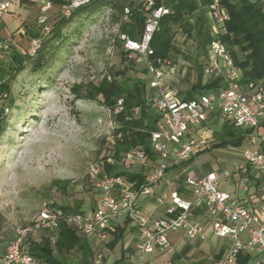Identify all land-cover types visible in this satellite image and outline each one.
I'll list each match as a JSON object with an SVG mask.
<instances>
[{
	"label": "built area",
	"instance_id": "2783aa9c",
	"mask_svg": "<svg viewBox=\"0 0 264 264\" xmlns=\"http://www.w3.org/2000/svg\"><path fill=\"white\" fill-rule=\"evenodd\" d=\"M92 1L19 0L23 7L32 4L37 7L34 27L37 35L29 37L30 56H34L37 48L51 36L57 18H70L76 9ZM138 1L146 14L141 37L135 39L120 33L119 24L112 23L109 44L114 48L119 37L127 58L144 64L146 68L152 91L147 107L155 117V128L149 141L155 158L150 157L144 147L138 146L125 152L120 159L108 157L107 161L128 170L135 166L145 168V182L135 186L123 175L109 174L103 158L96 160L91 163L89 171L99 191L95 209L89 213L65 212L52 202L45 203L31 223L15 228L5 250L0 252V264H49L24 250L26 239L40 230L56 231L66 223L83 235L107 240L122 218H127L138 228L133 264H146L148 255L170 245V232L183 231L191 239L205 238V223L195 218L198 210L210 217L216 236L230 241L215 264H236L239 255L245 251L257 257L256 264H264V80L251 81L243 86L237 79L226 75L221 62L232 75L233 61L225 44L214 37L208 45L210 59L205 73L222 76L227 86L203 91L190 99L182 98L174 83L179 74L178 63L171 58H154L151 47L159 21L170 7L166 0ZM13 2L0 0V60L11 56L16 42L14 31L2 33L4 17L11 11ZM208 9L213 20V34L225 32L230 13L222 0H210ZM129 12L130 7H125V14ZM7 97L6 92L0 93L3 117L10 110ZM123 101V98L117 100L111 110L113 117L123 109ZM140 111L139 106L133 109L135 115ZM213 117H222L247 130V144L241 149L240 159L232 166L203 170L199 168L198 155L212 146L213 128L208 122ZM172 164L184 165L182 170L186 172L185 181L191 198L183 197L177 190L164 192L156 197L159 204L165 205L164 215L153 217L143 213L140 199L155 196V190ZM235 175L241 176L239 191L248 200H240L222 185L221 179H231ZM249 176L255 179L250 181Z\"/></svg>",
	"mask_w": 264,
	"mask_h": 264
},
{
	"label": "rangeland",
	"instance_id": "374dc122",
	"mask_svg": "<svg viewBox=\"0 0 264 264\" xmlns=\"http://www.w3.org/2000/svg\"><path fill=\"white\" fill-rule=\"evenodd\" d=\"M27 9L28 13L21 11L20 22L7 27L9 31L20 25L23 30L20 33L12 30L16 37L12 54L30 50L28 30L36 26L37 9ZM110 12L109 8H102L92 16L84 13L72 19L63 27L65 37L55 57L38 71L27 67L11 81L6 100L10 110L4 115V131L0 135V252L6 248L15 228L31 223L45 203L81 204L82 208L95 205L99 191L89 172L90 165L111 152L116 124L101 94L98 100L77 96L73 86L82 84L85 92L89 82L97 83L104 75L118 80L144 76L137 62L122 57L117 44L110 48ZM59 21L57 18L54 23ZM175 30V43L182 51L175 58L179 67L175 82L183 98L196 82L200 64L206 74L210 48L207 45L204 52L194 36H187L178 26ZM12 54L0 60L2 69L10 67ZM222 68L234 80L241 74L237 66L232 75L227 67ZM215 77L214 72L203 75V82ZM222 151L231 153L216 148L200 153L199 168L229 165L231 160L225 159L227 154ZM183 177L186 178L183 170L166 175L173 187H178ZM55 180L66 181L65 187L54 184ZM230 180L221 179L222 185ZM222 240L219 238V243ZM118 251L117 248L115 253ZM213 254L214 251L208 255V262H212ZM112 255L111 247L100 245L89 259L91 264H107L114 258ZM201 256L200 253L185 256L183 262L192 264ZM67 260L68 264H84L75 250Z\"/></svg>",
	"mask_w": 264,
	"mask_h": 264
},
{
	"label": "trees",
	"instance_id": "16d2710c",
	"mask_svg": "<svg viewBox=\"0 0 264 264\" xmlns=\"http://www.w3.org/2000/svg\"><path fill=\"white\" fill-rule=\"evenodd\" d=\"M209 2L210 0H166L170 10L161 17L159 29L155 31L151 40L153 57L171 58L176 62L175 58L182 54L180 47L175 43V27L178 26L187 36H194L198 40V46L204 52L214 37L221 39L233 61V65L241 70L237 79L241 85L245 86L251 81L264 80V0H222L230 13V20L225 23L226 31L217 35H214L211 30L213 29V20L208 9ZM127 6L130 7L128 15L125 14V7ZM102 8H109L111 11L110 21L119 24L120 33H125L135 39L141 37L146 14L140 1L93 0L76 9L70 18H61L55 25L50 38L37 48L34 56H30L29 51L24 53L13 52L10 67L7 69L0 67V79L2 80L0 93L6 92L9 95L11 81L15 80L18 74L27 67L33 71H38L47 64L50 58L55 57L62 48L59 43L65 37L63 27L66 24L75 17L84 15V13L92 16ZM28 33L29 37L37 35L34 28L28 30ZM117 45L121 48L122 57L127 59L119 37ZM138 66L140 70L144 71V76L133 80L127 78L118 80L115 76L109 79L107 75H104L97 83L89 82L85 92H82V84L73 86V91L77 96L84 95L89 99L98 100L101 94L105 105L110 110H114L117 100L123 98V109L114 116L116 126L113 130L114 140L110 146L111 152L102 158L106 162L105 168L109 174L123 175L134 182L135 186L145 182L146 169L141 167L136 171L128 170L122 165L107 161V158L120 159L125 152L138 146L144 147L149 156L155 158L149 141L151 131L155 128V117L147 107V100L152 91L149 87V78L145 66L142 64H138ZM116 73L119 74L120 72ZM203 75L204 70L200 64L197 80L184 95V99L196 97L203 91L227 86V81L222 76H217L204 83ZM174 83L176 84V82ZM10 101L13 103L14 98L11 97ZM137 106L141 107V111L135 115L133 109ZM4 122L5 117L0 113V135L4 131ZM246 133L247 130L235 126L230 121H225L222 131L216 132V142L212 147L223 148L230 145H241L246 138ZM54 184L65 187L66 181L55 180ZM54 205L62 208L65 212H83L81 204L54 203ZM113 233L114 239L110 242L111 245H114L122 236L119 226ZM39 234L41 239H36ZM24 250L43 258L49 264H66L68 255L74 250L79 252L82 258H90L94 254V249L87 236L66 223H62L56 231L40 230L31 234L24 242ZM249 258V254L241 253L238 261L240 264H247Z\"/></svg>",
	"mask_w": 264,
	"mask_h": 264
},
{
	"label": "crops",
	"instance_id": "0c3cea01",
	"mask_svg": "<svg viewBox=\"0 0 264 264\" xmlns=\"http://www.w3.org/2000/svg\"><path fill=\"white\" fill-rule=\"evenodd\" d=\"M36 7V4H32L27 7H23L19 4V0H14L11 11L7 13L4 17V30L5 32H9L12 30H20L23 31L21 26H17L14 29H10L8 31L7 27L13 24H16V22L19 21V17L23 16L21 14V11L26 10L25 12L28 13L27 8ZM37 9V7H36ZM27 15V14H25ZM17 30V31H18ZM222 65H224L223 62H221ZM207 74H204V77ZM225 121H229L226 119H223L222 117H213L209 118V126L211 125L213 128V137H212V146L216 142V132L219 133L223 129V124ZM231 122V121H230ZM216 136V137H214ZM247 142L244 139L243 143L238 146H228L223 148H216V149H227L231 153H226L225 151H222L224 154L227 155L224 157L227 160H231V163L229 165H223V167H218L216 169H222L224 167H230L232 166L236 161L240 159L241 149L246 146ZM208 148L204 150L203 152L209 151L210 149L213 150V147ZM215 149V148H214ZM221 152V153H222ZM234 152V153H232ZM232 155V156H231ZM235 157L234 159H231V157ZM184 165L179 164H172L168 170V172L176 170L181 171L183 169ZM141 166H135L131 170L136 171L139 170ZM173 168V169H172ZM197 172H200V169L196 168ZM202 169V168H201ZM212 168L203 169V170H210ZM146 173V171H145ZM250 181H253L255 179L254 176H249ZM241 181V176H233L231 180L223 184L224 187H226L228 190H230L234 195L238 196V198L242 201L248 200L249 198L244 197L241 195L239 191V184ZM172 190H177L179 194H181L185 198H191V193L189 192V188L186 185L185 177L181 180V183L178 187H173V184L168 182V179L161 182L160 186L155 190V196L152 197H142L139 201L140 209L143 213L148 214L153 217H161L165 213V205L159 204L156 200V197L161 195L164 192H171ZM98 200V194L96 198V202L93 208H82L84 212H92L96 205ZM168 201V200H167ZM168 203V202H166ZM195 218L205 223V238L203 239H191L186 236V234L183 231H173L169 233V239H170V245L160 251H157L153 254H150L147 256V263L146 264H185L183 262V259L185 256L194 255L196 253H200L202 256L200 259H196L195 262L192 264H215L216 261L223 255L227 247L230 245V241L225 238H221L216 236L213 233L212 226L210 224V217L205 214L203 210H198L195 213ZM122 231V236L120 239L114 244L111 245V241L114 239V233H111L109 238L107 240H100L96 236H87L88 240L90 241L93 249L100 245H108L112 248V252L114 255V258L111 257V261L107 264H133V252L136 246L137 238H138V228L135 224H133L130 220L127 218H122L120 221V224L118 225ZM41 239V235H38L36 239ZM223 239L221 243H219L218 239ZM119 249L118 253H115L116 249ZM214 251L212 262L207 261L208 255ZM243 254H249V261L247 264H256L257 257L250 251L242 252ZM112 255V256H113ZM83 263L84 264H91V260L89 258L83 257ZM120 261L119 263H116ZM67 262L66 264H68ZM236 264H240L237 260Z\"/></svg>",
	"mask_w": 264,
	"mask_h": 264
}]
</instances>
